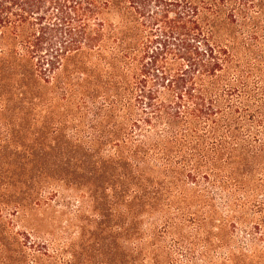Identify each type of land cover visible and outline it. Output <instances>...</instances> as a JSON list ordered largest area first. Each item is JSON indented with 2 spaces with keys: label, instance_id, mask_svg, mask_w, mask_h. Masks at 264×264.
I'll use <instances>...</instances> for the list:
<instances>
[{
  "label": "rangeland",
  "instance_id": "rangeland-1",
  "mask_svg": "<svg viewBox=\"0 0 264 264\" xmlns=\"http://www.w3.org/2000/svg\"><path fill=\"white\" fill-rule=\"evenodd\" d=\"M231 5L235 20L219 4L218 42L231 47L237 75L263 90V4ZM67 71L48 82L0 80V264H264V92L242 98L249 114L262 113L235 127L219 177L178 192L140 188L133 199L122 186L121 136L110 134L120 117L102 93L87 97V82L64 84ZM226 146L219 140L214 158Z\"/></svg>",
  "mask_w": 264,
  "mask_h": 264
},
{
  "label": "trees",
  "instance_id": "trees-1",
  "mask_svg": "<svg viewBox=\"0 0 264 264\" xmlns=\"http://www.w3.org/2000/svg\"><path fill=\"white\" fill-rule=\"evenodd\" d=\"M233 1L264 9V0H0V80L48 82L68 70L64 84L87 82V97L102 93L105 109L120 117L119 133L113 125L110 134L121 136L128 197L140 188L178 192L219 177L235 127L262 113L249 114L242 98L264 89L237 75L231 47L218 42L219 4L235 20ZM219 140L227 145L222 159L214 158Z\"/></svg>",
  "mask_w": 264,
  "mask_h": 264
}]
</instances>
